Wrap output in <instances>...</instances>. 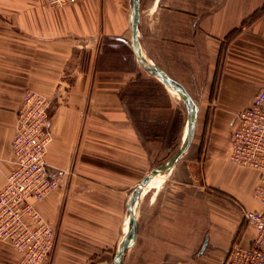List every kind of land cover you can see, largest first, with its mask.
Returning <instances> with one entry per match:
<instances>
[{
  "label": "crops",
  "instance_id": "crops-1",
  "mask_svg": "<svg viewBox=\"0 0 264 264\" xmlns=\"http://www.w3.org/2000/svg\"><path fill=\"white\" fill-rule=\"evenodd\" d=\"M264 0H140L142 56L198 105L187 152L144 186L122 264H225L257 236L260 173L230 158L237 113L264 87ZM132 0H0V189L24 93L50 98L46 160L61 182L38 207L56 229L47 264H113L141 179L186 135L184 98L139 63ZM181 142V144H182ZM207 243L201 251L205 240ZM19 253L0 240V264Z\"/></svg>",
  "mask_w": 264,
  "mask_h": 264
},
{
  "label": "built area",
  "instance_id": "built-area-1",
  "mask_svg": "<svg viewBox=\"0 0 264 264\" xmlns=\"http://www.w3.org/2000/svg\"><path fill=\"white\" fill-rule=\"evenodd\" d=\"M81 0H48L61 7ZM49 97L28 89L17 112L12 140L13 166L0 189V240H8L19 253L14 264H47L55 246L56 229L43 216L38 204L59 187L61 178L46 160L52 140ZM230 133V158L260 173L253 198L255 209L244 208L245 219L257 236L250 247L235 243L225 264H264V87L251 104L236 115Z\"/></svg>",
  "mask_w": 264,
  "mask_h": 264
},
{
  "label": "water",
  "instance_id": "water-1",
  "mask_svg": "<svg viewBox=\"0 0 264 264\" xmlns=\"http://www.w3.org/2000/svg\"><path fill=\"white\" fill-rule=\"evenodd\" d=\"M139 18H140V0H132V47L134 54L136 55L141 66L151 75L158 77L165 85L176 90L187 102L189 114H188V123L185 138L178 148V150L164 162L153 167L150 172L144 176L136 188L133 190L128 210H129V228L125 237L122 241L120 248L114 254L113 264H122V258L125 251L133 244L137 236V221L135 215L134 205L142 192L145 185H147L156 175L169 171L179 159L187 152L189 149L196 129L197 116H198V105L193 96L189 91L179 82L168 76L166 73L161 71L157 66L149 63L141 54L138 44V28H139ZM207 243V239L201 249H204Z\"/></svg>",
  "mask_w": 264,
  "mask_h": 264
},
{
  "label": "rangeland",
  "instance_id": "rangeland-1",
  "mask_svg": "<svg viewBox=\"0 0 264 264\" xmlns=\"http://www.w3.org/2000/svg\"><path fill=\"white\" fill-rule=\"evenodd\" d=\"M181 127H182V123L180 124V128L178 129L179 135L177 136L176 139H174L172 142H170V146H171V149L169 151L170 155L173 154L174 152H176L178 150V148L181 146V142H182V137H181L182 132H180Z\"/></svg>",
  "mask_w": 264,
  "mask_h": 264
},
{
  "label": "trees",
  "instance_id": "trees-1",
  "mask_svg": "<svg viewBox=\"0 0 264 264\" xmlns=\"http://www.w3.org/2000/svg\"><path fill=\"white\" fill-rule=\"evenodd\" d=\"M262 8L264 9V6Z\"/></svg>",
  "mask_w": 264,
  "mask_h": 264
},
{
  "label": "bare ground",
  "instance_id": "bare-ground-1",
  "mask_svg": "<svg viewBox=\"0 0 264 264\" xmlns=\"http://www.w3.org/2000/svg\"><path fill=\"white\" fill-rule=\"evenodd\" d=\"M157 176V175H156Z\"/></svg>",
  "mask_w": 264,
  "mask_h": 264
}]
</instances>
